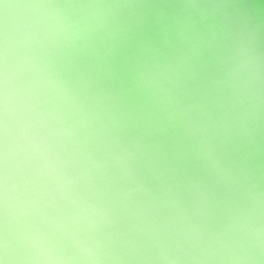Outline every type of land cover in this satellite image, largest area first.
<instances>
[{
	"label": "clouds",
	"instance_id": "1",
	"mask_svg": "<svg viewBox=\"0 0 264 264\" xmlns=\"http://www.w3.org/2000/svg\"><path fill=\"white\" fill-rule=\"evenodd\" d=\"M0 264H264V0H0Z\"/></svg>",
	"mask_w": 264,
	"mask_h": 264
}]
</instances>
